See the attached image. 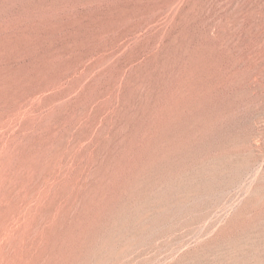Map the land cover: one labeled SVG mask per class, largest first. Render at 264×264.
<instances>
[{"label":"rangeland","instance_id":"rangeland-1","mask_svg":"<svg viewBox=\"0 0 264 264\" xmlns=\"http://www.w3.org/2000/svg\"><path fill=\"white\" fill-rule=\"evenodd\" d=\"M0 264H264V0H0Z\"/></svg>","mask_w":264,"mask_h":264}]
</instances>
